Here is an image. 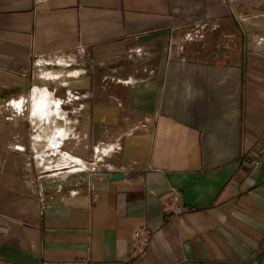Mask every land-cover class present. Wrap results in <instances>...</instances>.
I'll use <instances>...</instances> for the list:
<instances>
[{
    "label": "crops",
    "instance_id": "crops-1",
    "mask_svg": "<svg viewBox=\"0 0 264 264\" xmlns=\"http://www.w3.org/2000/svg\"><path fill=\"white\" fill-rule=\"evenodd\" d=\"M134 48L144 67H111ZM42 60L78 66L61 85L79 98L51 101ZM249 74L264 79V0H0V264H264Z\"/></svg>",
    "mask_w": 264,
    "mask_h": 264
},
{
    "label": "rangeland",
    "instance_id": "rangeland-1",
    "mask_svg": "<svg viewBox=\"0 0 264 264\" xmlns=\"http://www.w3.org/2000/svg\"><path fill=\"white\" fill-rule=\"evenodd\" d=\"M134 49H137V48H134ZM131 51H133V52H131ZM145 55L146 54L144 51H143L142 55H138L136 52H134V50H130L129 54H127L121 62H119L118 64H113V65H111V67H119V65H120V66H123L124 70H126L127 72H130L131 70L134 71L135 67H144L145 58H146ZM247 62H248V66H249V71H251L250 63L252 62V60L248 59ZM82 63H83V65L79 66V68L83 67L84 65H87V63L84 64L85 62H82ZM90 65L91 64H89V66ZM48 67H50V66H48ZM77 67H78L77 65H72L71 67L54 65L53 67L47 68L45 66V61L42 60L41 69H44L45 71H48V72L49 71H55V72L57 71L56 73L51 74V76H53L52 78H56V79H54V81H49L48 83H50V84H46V87H49V86H51L52 88L57 87V93L53 96L52 100L50 99L51 96H50L49 92H46L44 89H42V92H40L41 95L47 93L49 95L48 99L54 103H60L59 100H56L58 98L66 99L67 97H69L70 99H74V100L79 98L80 95L77 93V91L71 90L70 87H66V86L61 85L63 83H67V80L65 77L66 73L64 74L62 71H67V70L72 71L71 69H75ZM60 72L63 74L61 75ZM68 76L72 77L75 80H77V78L80 79V77H81V75H77L76 72L69 73ZM73 76H76V77H73ZM250 78L251 77L249 74V81H247V83H246V93H245V95H246V105L245 106L247 108L246 114L249 116H256V117L259 116L260 119L263 121L262 125L264 127V79L261 80L260 82H258L259 84H256V83H253ZM49 90L51 91V89H49ZM68 90H71L70 94L72 96H69ZM79 90L80 91L82 90L81 87ZM30 95H32V94H30ZM28 109H29V107H28ZM63 109L65 110L67 108L62 106L61 113H60V115L57 116L54 113L55 111H54V105H53V117L55 118V121H56L55 124L48 123L49 121H45V118H44L42 120V122L40 123L42 132L40 130H37L38 131L37 134L40 136L39 139L41 141V145L46 149V151L48 150L47 151L48 155L53 152L50 149L55 148L54 143H53V139H50V135L53 133H50L48 131V130H51L49 128L50 125L56 129L61 128L60 132L65 131L66 119L63 118V117H65V114L62 113ZM70 109H72V107ZM24 112L20 111V113H22V114ZM26 113H27V111H26ZM32 133L34 134L35 131H32Z\"/></svg>",
    "mask_w": 264,
    "mask_h": 264
},
{
    "label": "built area",
    "instance_id": "built-area-1",
    "mask_svg": "<svg viewBox=\"0 0 264 264\" xmlns=\"http://www.w3.org/2000/svg\"><path fill=\"white\" fill-rule=\"evenodd\" d=\"M192 35L193 34H187L186 36L187 39L192 40L193 39ZM134 52H136L138 55H142L143 50L141 48H137V49H134ZM31 91L34 93L35 89L32 88ZM70 92L71 90H68L69 96H72ZM15 108L18 110V112L25 111V109H23L21 106H17ZM249 166L251 168H256V169L264 168V140L262 141V145L259 149L258 154L249 160ZM80 168H86V167L85 165H81ZM171 200L175 203H179V197L177 193L175 192V190L171 191ZM134 239H135V242L133 245L132 256L134 258L136 257L145 258L147 255L146 248L148 247L152 239V232L148 228H142L134 233Z\"/></svg>",
    "mask_w": 264,
    "mask_h": 264
},
{
    "label": "water",
    "instance_id": "water-1",
    "mask_svg": "<svg viewBox=\"0 0 264 264\" xmlns=\"http://www.w3.org/2000/svg\"><path fill=\"white\" fill-rule=\"evenodd\" d=\"M123 175H121V174H113L112 176H111V178L112 179H116V180H119V179H123Z\"/></svg>",
    "mask_w": 264,
    "mask_h": 264
},
{
    "label": "bare ground",
    "instance_id": "bare-ground-1",
    "mask_svg": "<svg viewBox=\"0 0 264 264\" xmlns=\"http://www.w3.org/2000/svg\"><path fill=\"white\" fill-rule=\"evenodd\" d=\"M45 105H46V104H45ZM45 105H44V106H45ZM45 107H46V106H45ZM44 109H45V108H44ZM41 111H42V110H41ZM39 114H40V113H39Z\"/></svg>",
    "mask_w": 264,
    "mask_h": 264
}]
</instances>
